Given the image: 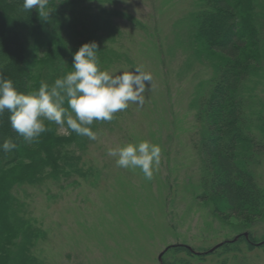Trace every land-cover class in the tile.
I'll return each mask as SVG.
<instances>
[{"label":"trees","instance_id":"1","mask_svg":"<svg viewBox=\"0 0 264 264\" xmlns=\"http://www.w3.org/2000/svg\"><path fill=\"white\" fill-rule=\"evenodd\" d=\"M117 1L49 0L48 17L36 9L25 11L23 0H0V75L25 93L42 82L51 85L73 70V55L90 42L99 46L103 69L115 73L138 66L120 23L147 27ZM195 6L183 23L179 45L190 52L189 68L196 61L206 78L193 89L189 105L196 124L191 139L199 175L196 195L222 223L233 217L240 224L234 228L243 229L212 253L185 244L166 252L204 260L240 254L243 242L248 251L264 249V236H244L255 221L264 220V186L255 169L264 153V103L259 106L256 92L264 80V0H197ZM130 109L116 113L111 122H94L97 141L70 130L63 135L48 124L49 131L31 145L12 129L10 113L0 116V145L6 140L18 145L9 153L0 150V264H45L33 251L47 237L45 223L34 213L36 198L45 195L49 209L52 189L97 178L100 165L92 155L97 146L103 149L100 142L107 133L127 121ZM173 259L163 264H188Z\"/></svg>","mask_w":264,"mask_h":264},{"label":"rangeland","instance_id":"2","mask_svg":"<svg viewBox=\"0 0 264 264\" xmlns=\"http://www.w3.org/2000/svg\"><path fill=\"white\" fill-rule=\"evenodd\" d=\"M118 1L120 8L129 10L147 27L132 29L120 23L129 38L125 46L153 80L144 93V104H131L127 121L106 134L100 142L103 149L97 146L92 157L101 166L100 175L62 191L52 189L55 199L47 200L49 209L45 195L36 198L34 213L45 223L47 237L33 251L45 264H161L159 256L167 247L185 244L187 249L211 251L243 230L234 228L240 224L233 217L222 223L212 207L196 195L198 164L191 148L196 124L189 105L193 89L206 78L196 61L189 68L190 52L179 41L184 35L183 23L196 10L197 0ZM129 69L119 68L115 73ZM184 69L189 72L182 76ZM256 92L260 106L264 103V80ZM60 133L66 135L65 130ZM256 133L262 137L259 130ZM143 140L162 149L161 164L151 181L139 170L117 167L115 158L107 155L111 147ZM260 161L255 169L264 186V153ZM244 232L262 238L264 220L255 221ZM246 245L243 242L242 252L235 256L201 260L170 251L163 261L175 258L188 264H264V249L248 251Z\"/></svg>","mask_w":264,"mask_h":264},{"label":"clouds","instance_id":"3","mask_svg":"<svg viewBox=\"0 0 264 264\" xmlns=\"http://www.w3.org/2000/svg\"><path fill=\"white\" fill-rule=\"evenodd\" d=\"M23 9H36L49 17V0H23ZM96 42L83 44L73 55L72 71L57 78L53 84L42 82L30 92H20L10 79L0 75V116L10 113L12 129L23 137L27 145L37 143L49 131L48 124L60 130H70L90 141L98 140L94 122H111L115 114L131 104L142 106L144 93L153 76L135 66L131 70L113 73L101 66ZM18 145L6 140L0 145L5 153L17 150ZM109 157L117 167L139 170L151 181L161 164L162 149L148 140L111 147Z\"/></svg>","mask_w":264,"mask_h":264},{"label":"water","instance_id":"4","mask_svg":"<svg viewBox=\"0 0 264 264\" xmlns=\"http://www.w3.org/2000/svg\"><path fill=\"white\" fill-rule=\"evenodd\" d=\"M244 236H245L246 238H248V234H244ZM222 245H223V243L220 244V245H218L216 248L212 249L210 252H211V253L214 252L217 248L221 247ZM169 248H170V247H167V248H166V249L160 254V256H159V261H160L161 264H163V256L165 255V253L168 251Z\"/></svg>","mask_w":264,"mask_h":264}]
</instances>
